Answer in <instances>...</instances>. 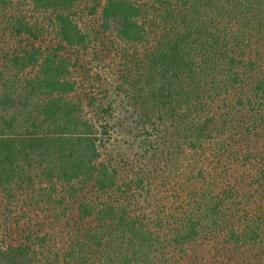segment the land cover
<instances>
[{"label":"trees","instance_id":"obj_1","mask_svg":"<svg viewBox=\"0 0 264 264\" xmlns=\"http://www.w3.org/2000/svg\"><path fill=\"white\" fill-rule=\"evenodd\" d=\"M0 264H264V0H0Z\"/></svg>","mask_w":264,"mask_h":264},{"label":"rangeland","instance_id":"obj_2","mask_svg":"<svg viewBox=\"0 0 264 264\" xmlns=\"http://www.w3.org/2000/svg\"><path fill=\"white\" fill-rule=\"evenodd\" d=\"M96 52L91 54V58H93L94 66L100 65L99 56L97 57ZM103 90V89H101ZM101 95V94H98ZM112 98V97H111ZM127 106H118L120 111H123ZM131 108V107H130ZM129 108V109H130ZM119 121L116 119L114 123L121 126H116L114 131L111 133V138L108 144V153L113 156H118V161H120V155L124 158L125 161L130 162L134 165V167L140 165V163L144 160L141 158V155L144 153V150L141 148L140 141L138 142L136 138H138L137 124L135 122V117L131 118L130 114H124L118 117ZM152 126L149 127L151 129ZM163 130V129H162ZM154 133H156V128L154 129ZM158 133V132H157ZM162 133V132H161Z\"/></svg>","mask_w":264,"mask_h":264}]
</instances>
